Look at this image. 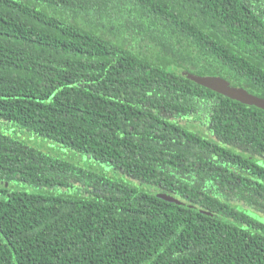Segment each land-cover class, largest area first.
<instances>
[{"label":"trees","instance_id":"16d2710c","mask_svg":"<svg viewBox=\"0 0 264 264\" xmlns=\"http://www.w3.org/2000/svg\"><path fill=\"white\" fill-rule=\"evenodd\" d=\"M178 67L264 98V1L0 0V264H264V109Z\"/></svg>","mask_w":264,"mask_h":264},{"label":"water","instance_id":"95a60500","mask_svg":"<svg viewBox=\"0 0 264 264\" xmlns=\"http://www.w3.org/2000/svg\"><path fill=\"white\" fill-rule=\"evenodd\" d=\"M176 70L178 73L182 74L183 76H186L187 78L193 80L194 82L202 84L203 86L212 89L214 91H217L227 97L236 99L248 105H254L264 109L263 97L254 95L241 86H235L231 84L227 79L219 75H199L189 72L183 67H178ZM157 195L169 201L182 204V201L178 200L172 195L163 192H159Z\"/></svg>","mask_w":264,"mask_h":264},{"label":"rangeland","instance_id":"374dc122","mask_svg":"<svg viewBox=\"0 0 264 264\" xmlns=\"http://www.w3.org/2000/svg\"><path fill=\"white\" fill-rule=\"evenodd\" d=\"M35 137L36 138L31 136L30 138L28 137V139H30V140L34 139L35 141H32L33 142L32 144L37 146V147H40L41 149H43L45 151L51 152L55 155H60L62 157L67 158L68 160H71V161H73V162H75L81 166H84V167H87L90 169H95V170L101 169V166L98 163H96L95 161L87 159V157L85 158V163H84L83 160L82 161L78 160L77 154L75 152H73L71 150L64 149L61 146H59L57 143H54V142L51 143L50 141H49L50 142L49 143L46 138L39 137V136H35ZM60 147H61V149H60ZM68 151H71V152H68ZM0 185L7 186L10 189H25L28 191L37 189L34 186H30L27 184L13 182V181H4V180H0ZM185 205L190 206V204H188V203H185ZM250 218L257 220L258 222L264 224V216H261L260 214L252 216Z\"/></svg>","mask_w":264,"mask_h":264}]
</instances>
